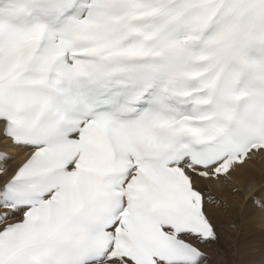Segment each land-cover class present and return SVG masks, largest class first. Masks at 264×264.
I'll return each mask as SVG.
<instances>
[{
	"label": "snow or ice",
	"instance_id": "6c2138e0",
	"mask_svg": "<svg viewBox=\"0 0 264 264\" xmlns=\"http://www.w3.org/2000/svg\"><path fill=\"white\" fill-rule=\"evenodd\" d=\"M262 157L264 0H0V264H264Z\"/></svg>",
	"mask_w": 264,
	"mask_h": 264
},
{
	"label": "bare ground",
	"instance_id": "6f19581e",
	"mask_svg": "<svg viewBox=\"0 0 264 264\" xmlns=\"http://www.w3.org/2000/svg\"><path fill=\"white\" fill-rule=\"evenodd\" d=\"M246 175L252 179L257 187L264 186V157L259 158L255 164H250L245 170ZM213 194L222 201L231 203L232 193L225 188L213 189ZM244 227V237L242 239H253L257 245L261 240V224L258 219H252L250 216L245 215L241 218ZM228 237L224 236V243L227 246Z\"/></svg>",
	"mask_w": 264,
	"mask_h": 264
}]
</instances>
